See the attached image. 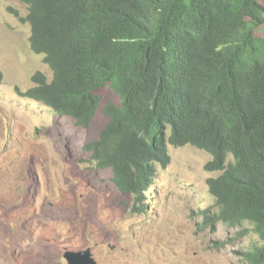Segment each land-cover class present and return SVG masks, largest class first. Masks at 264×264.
Segmentation results:
<instances>
[{"label":"trees","instance_id":"16d2710c","mask_svg":"<svg viewBox=\"0 0 264 264\" xmlns=\"http://www.w3.org/2000/svg\"><path fill=\"white\" fill-rule=\"evenodd\" d=\"M37 71L20 94L99 137L82 146L134 213L149 208L170 145L211 155L217 212L207 224L249 223L259 242L241 264H264V0H19Z\"/></svg>","mask_w":264,"mask_h":264},{"label":"rangeland","instance_id":"374dc122","mask_svg":"<svg viewBox=\"0 0 264 264\" xmlns=\"http://www.w3.org/2000/svg\"><path fill=\"white\" fill-rule=\"evenodd\" d=\"M27 6L0 0V264H68L66 249L90 248L99 264H241L259 242L253 226L206 223L217 212L207 179L211 155L170 145L149 208L134 213L82 146L99 137L103 102L88 128L20 94L32 75L52 71L30 48ZM264 36V24L255 30Z\"/></svg>","mask_w":264,"mask_h":264},{"label":"water","instance_id":"95a60500","mask_svg":"<svg viewBox=\"0 0 264 264\" xmlns=\"http://www.w3.org/2000/svg\"><path fill=\"white\" fill-rule=\"evenodd\" d=\"M63 256L68 264H99L90 248L81 250L66 249Z\"/></svg>","mask_w":264,"mask_h":264}]
</instances>
